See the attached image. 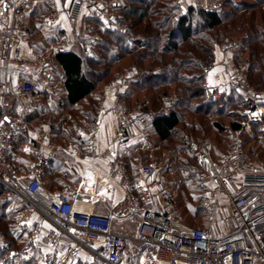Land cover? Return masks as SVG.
I'll use <instances>...</instances> for the list:
<instances>
[{
    "label": "built area",
    "instance_id": "obj_1",
    "mask_svg": "<svg viewBox=\"0 0 264 264\" xmlns=\"http://www.w3.org/2000/svg\"><path fill=\"white\" fill-rule=\"evenodd\" d=\"M38 1L56 3L58 0H2L0 16L7 22L0 29L6 35V45L0 58L3 68L14 70L19 76L14 82L0 80V190L7 189L27 205L20 216V225L30 227L33 217L47 219L51 228L43 231L37 227L29 239L33 248L45 249L40 261L43 264H75L84 260L88 264H120L139 257L140 264H264V161L251 157L244 149L242 135L264 118V89H256L248 79L249 64L233 58L234 42L222 44L221 73L205 70L208 98L219 99L234 91L241 97L237 111L243 121L231 138L228 151L218 161L212 158V143L203 141L194 145L192 155L199 163V182L203 192L196 200V208L202 211L212 228L222 213V221H234V228L215 236L209 230L186 227L174 213L165 209L168 204L166 187L162 181L163 167L159 162L139 165L131 181L125 172L119 151L133 143L141 131L155 122L151 111L128 112L117 122L114 144L101 150L98 145L101 120L84 125L80 138L90 158L87 170L95 174V161L101 160L108 178L116 180L122 196L105 215L95 214L88 206L76 202L73 190H60L45 205L40 175L57 151H68L56 144L43 143L45 153L35 158L27 168L26 182L14 170L8 152L12 148L11 137L21 127V121L9 114L14 103L26 104L39 87L52 95L54 88L53 57L56 52L75 46L70 31L57 45L46 53L16 52L27 43L26 21L22 5ZM67 16L77 23L83 14L100 19L108 28L120 30L118 12L126 8L124 0H69ZM183 2L194 5L193 0H175L173 10L184 12ZM206 7V5H202ZM219 4L215 3L214 7ZM59 19L60 13L47 19ZM62 19V18H61ZM80 23V22H79ZM81 24V23H80ZM84 39L98 38L81 25ZM14 50V51H13ZM91 51V46L88 47ZM136 70L119 73L101 91V104L113 101L135 79ZM168 102V100H166ZM101 117V116H100ZM78 153V151H76ZM36 153V152H35ZM83 204L89 201L81 200ZM226 210V211H225ZM136 221L133 235L115 230L116 225ZM7 249L6 239L0 232V251ZM26 250L23 260L32 253ZM18 258L16 262L22 264Z\"/></svg>",
    "mask_w": 264,
    "mask_h": 264
},
{
    "label": "trees",
    "instance_id": "obj_2",
    "mask_svg": "<svg viewBox=\"0 0 264 264\" xmlns=\"http://www.w3.org/2000/svg\"><path fill=\"white\" fill-rule=\"evenodd\" d=\"M215 2L218 7H214ZM26 6L21 9L24 11ZM54 11L52 6L38 5L27 14L23 12L28 45L32 50L43 53L44 49H37V42L47 45L56 40L55 37L44 39L40 20ZM118 21L122 30L110 29L100 19L89 16L85 23L98 39L90 41L80 37L72 49L55 53L54 93L47 95L39 87L34 91L31 110L25 113L23 125L11 137L8 158L14 170H24L12 156L21 144L31 142L34 121L51 120V132L58 135L56 123L61 119L73 122L82 118L94 119L100 101L97 91L114 77L115 70L126 67L127 70H136L135 80L117 95L116 101L128 111H151L155 116L154 124L141 131L152 148L151 151H137L148 156L143 164L151 163L158 152H165L167 142L177 144L171 161L175 169H163L162 181L167 192L166 183H170L173 176L181 178L182 174L194 172L197 167L191 155V145L204 141L200 138L206 132L205 122L222 116L225 109L241 102V97L234 91L219 99L207 96L205 70L213 67L216 45L235 37L234 60L247 61L249 82L257 89L264 88V0H208L206 7L201 4L189 6L184 12L173 10V0H126V8L118 12ZM55 30L62 33L59 27ZM57 93L61 96L54 99ZM39 106L42 109L38 110ZM190 118L193 119L191 122L188 121ZM211 126L218 133H228V137L240 127L234 122L221 125L218 121H212ZM257 128L259 126H253L256 135L264 134ZM242 141L247 154L264 160L247 149L248 144L253 146L255 143L250 137L242 135ZM230 144L231 141L229 145H223L224 151H218L212 142V158L220 160ZM179 154L188 158L182 161ZM128 169L132 181L136 174L135 165L130 163ZM198 171H201L200 167ZM169 174L172 177H168ZM197 186L201 194L203 187L199 176ZM25 208L15 194L4 188L0 190V232L10 250L25 251L30 247L26 236L34 227L19 224V216ZM195 209L198 215L193 216V227H198L194 220L205 214ZM3 252L0 251V264ZM40 253L36 249L23 264H38ZM138 260L139 257L127 259L125 264H136Z\"/></svg>",
    "mask_w": 264,
    "mask_h": 264
},
{
    "label": "crops",
    "instance_id": "obj_3",
    "mask_svg": "<svg viewBox=\"0 0 264 264\" xmlns=\"http://www.w3.org/2000/svg\"><path fill=\"white\" fill-rule=\"evenodd\" d=\"M61 2L63 4L62 9L58 7L55 8V11L47 14L50 16L55 15L56 13H60L62 15V19L51 18L49 21L47 16L45 17V22L53 28L59 27L65 35L66 31H70V27L82 29L81 25L85 26V18L89 17V14H83L81 20L77 23H73L68 19L67 9L69 7V0H58L55 4ZM30 3L24 4L29 5ZM23 6V5H22ZM91 16V15H90ZM7 19L5 15L0 16V29L6 24ZM88 27V26H87ZM64 37V36H63ZM224 44V43H222ZM222 44L216 45L214 49V64L211 68L212 73H221V61L223 58V46ZM6 45V35L0 32V54L2 49ZM14 51V50H13ZM29 51L32 50L27 43H23L20 45L19 49L16 52H20L24 55L28 54ZM44 53V52H43ZM21 74H18L14 70H5L3 68V64L0 58V80H9L10 82H14ZM211 83V80H206V84ZM118 95V94H117ZM117 95L115 97H117ZM115 99V98H114ZM15 105L19 106V103H14L13 108L9 110L10 115L15 116V112L22 109ZM28 106V104H26ZM31 104L29 105L27 112L31 110ZM38 110L42 109V106L37 108ZM132 111H128L121 102H117L116 100L106 102L105 104H101V99L98 102V106L95 111L94 119L87 120L86 118H82L79 121L76 120L73 122L71 119H61L56 124L59 126L57 134H53L51 124V120L43 119L42 121H34L32 123L33 128L31 130L30 139L31 142H25L21 144L18 148V152H15L12 156L13 160L18 163V165L22 166L24 170H15L20 177L23 178V182H26V172L30 163L37 158L38 156H42L45 153L44 144L45 142L59 145L63 148L67 147L68 151H57L54 158L50 159L47 166L43 170L40 175L41 187L43 191V201L46 206L50 204L52 195L60 190H73L75 192L76 202L79 206L85 207L88 206L95 214L105 215L107 214L112 205L120 200L122 196V191L119 183L111 178H108L106 173V168L104 163L101 160L95 161L97 166L95 174L90 173L87 170V167L91 164L90 158L86 153V146L80 138V131L84 127L85 124L101 120L100 123V133L98 136V145L101 150H104L107 146L118 142L116 137V128L118 119ZM101 116V117H100ZM17 118V117H16ZM19 118V117H18ZM21 121V126L23 125V119L19 118ZM263 122V121H262ZM262 125V123L260 124ZM259 126V125H257ZM263 126V125H262ZM253 129V127H252ZM251 131V130H250ZM249 132H245L246 137H250L252 142H255L252 146L251 143L247 145V149L253 152L255 157H264V134L263 135H250ZM152 150L151 145L144 137V134L141 133L140 137L136 139L133 143L127 144L123 147L118 153L120 158L124 164L125 172L128 174L130 178V171L128 169V165L130 163L137 167L144 163V161L148 158L146 154H138L137 151ZM78 151V153L76 152ZM36 152V153H35ZM152 155H149L151 158ZM156 157V156H155ZM252 157V156H251ZM256 159V158H255ZM132 161V162H131ZM153 161V160H152ZM264 161V160H259ZM81 200L89 201L90 204L85 205ZM226 211V210H225ZM222 213L218 215V221L211 228L209 222L206 218V215H202L201 217L194 220L195 225L198 227L209 230L210 234L215 236L219 233H226L228 230L234 228V221L229 223H224L222 221ZM21 216V214H20ZM19 216V220H20ZM20 224V222H19ZM33 225L28 227H34L32 231L40 228L43 231H47L51 228L50 223L47 222V219L39 218L37 216L33 217ZM138 227L136 221H128L123 225H116L115 230L118 233L125 235H133ZM33 249V248H32ZM37 248L34 247V251ZM41 253L46 251L45 249H39ZM79 262H85L84 260H79L75 264ZM125 264V262H123ZM140 264V260L138 263Z\"/></svg>",
    "mask_w": 264,
    "mask_h": 264
},
{
    "label": "rangeland",
    "instance_id": "obj_4",
    "mask_svg": "<svg viewBox=\"0 0 264 264\" xmlns=\"http://www.w3.org/2000/svg\"><path fill=\"white\" fill-rule=\"evenodd\" d=\"M124 1H125V4H126V0H124ZM193 1L195 3L194 5H190L189 2L188 3L183 2L184 8L186 9L189 6H196L198 4L208 5V0H193ZM215 3H218V2H215ZM38 5L39 6H43L44 5L46 7L47 6L48 7L52 6L54 8L58 7L59 9H62V6H63V4H61V2H58L57 6H55V4H51V3L46 2V1H38L35 4L27 5L25 7L24 11L23 10L22 11L27 14V13H29L32 10V8H34V7L38 6ZM173 5H175V0H173ZM175 12H177V11H175ZM47 14H49V13H47ZM46 16L47 15H45L44 18L42 17L40 19L42 21V28H43V32H41V33L43 34L44 39H46V37H55L56 40L54 41V43L53 42H51L49 44L46 43L47 45L43 44L42 42H37V43H39L37 49H39V50L44 49V51H43L44 53H46V51L49 50V53H51L50 52L51 49H53V47L55 45H57L60 41H62L64 35H63V32L59 33L58 31L55 30V28L50 27L45 22V17ZM88 16H90V15H88ZM86 18H88V17H86ZM118 24H119V21H118ZM119 27L121 28L120 30H122V27L120 25H119ZM70 32L73 34L75 42H77L76 40L78 38L82 37L81 36L82 35L81 30L79 28H76V26L72 27V29L70 27ZM80 33H81V35H80ZM92 34L95 35L98 38L97 34H95V33H92ZM37 39H40V38H37ZM231 41L235 43V41H236L235 37H234V39H231ZM125 68L126 67H122L120 69L118 68V70H115V72H114V73H116L115 75H117L119 73H124V72L132 70V69L127 70ZM113 78L108 79L106 82H104L102 84L100 89L97 91L98 95L101 96L102 88L106 84H108L110 81H112ZM261 89H264V88H261ZM60 94L61 93L55 94L54 95V99L59 98L61 96ZM116 98L117 97H115V99H113V100H116ZM32 101H35V100L33 99V100H30L29 102L26 103V104H28V106H26V104L19 103V106L22 109L18 110L17 113L15 112L14 113L15 116L17 118L19 117V118L23 119L25 113H27V110H25V109L29 107V105L32 103ZM263 104H264V102H263ZM15 106L19 107L18 105H15ZM239 109H240V102H235L234 105H232L231 107H229V108H227V109H225L223 111V115L222 116H218L217 118H215L216 120L215 119L214 120H209L208 119L205 122L206 123V132L203 134V137H201L200 139L204 140V141H210L211 143L213 142L215 145H217L216 149H218V151H224V146L223 145L227 144V143L229 145V142L231 141V139H230L231 134L228 137V133L225 134V133L216 132L215 129L211 126V123H212V121H218V123L221 124V125H227L229 122H234V123L239 124V123H241L243 121L242 117L239 114H237V111ZM12 116H14V115H12ZM191 120H193V119L192 118L188 119V121H190V122H191ZM201 122L204 123L203 120H201ZM257 129H259L261 132H264V126H262V125H259V128H257ZM256 134H257V132L254 129L251 128L250 135H254L255 136ZM260 135H263V134H260ZM243 136H245V133H243ZM231 138H232V136H231ZM200 143H194V144L191 145V153H192L193 146L197 145V144H200ZM176 145L177 144H174L173 142H170V141L167 142L166 148H167L168 151L166 150L165 152H161L160 154L158 152L157 156L154 157L152 162H159L162 165L163 169L165 167V171L166 170L169 171L166 168H170V169L172 168V170H174L175 168L171 164L172 163L171 161H172V159H174V156H175V154H174L175 149L174 148L176 147ZM179 157H180V159L182 161H185L184 159L188 158V156H186L185 154H179ZM195 162H196V166L197 167H195L194 172L193 171L192 172L189 171L187 173L185 172V174H182L181 178L178 177L177 179L174 176L172 177V174H169L168 177H172L171 180H170L171 182L170 183L169 182L166 183V186H167L166 199L168 201V204H167L165 210L176 214L180 218L182 224L184 226H186V227H193V224H194L193 223V216L196 214L195 213L196 200H197V198L199 196V189H198V186H197V181H198V176L200 175L201 171L197 172V170H199L200 165L196 161V159H195ZM151 163H148V164H151ZM141 165H147V164L141 163ZM166 174L164 175V179H165V177H167ZM19 201H20V203L24 204L27 207V205L25 203H23L20 199H19ZM196 215H198V214H196ZM31 233L32 232H30L29 235L26 236V240L28 238L29 242H30L29 237H30ZM32 248H33V245L30 242V247L27 248V250H30ZM3 251L4 252L2 254L1 264H10V262H12L14 264H18L16 262V260L18 258L20 259V261L23 260V256H25L24 254H25L26 249H25V251L24 250H22V251L10 250V249H8V245H7V249H5ZM33 251L30 254V256L33 254ZM42 255H43V253H40V258H39L38 264H43L40 261V259L42 258L41 257ZM30 256H28L25 260H23V262L26 261ZM120 264H123V262H121Z\"/></svg>",
    "mask_w": 264,
    "mask_h": 264
},
{
    "label": "snow or ice",
    "instance_id": "obj_5",
    "mask_svg": "<svg viewBox=\"0 0 264 264\" xmlns=\"http://www.w3.org/2000/svg\"><path fill=\"white\" fill-rule=\"evenodd\" d=\"M0 2H2V0H0Z\"/></svg>",
    "mask_w": 264,
    "mask_h": 264
}]
</instances>
